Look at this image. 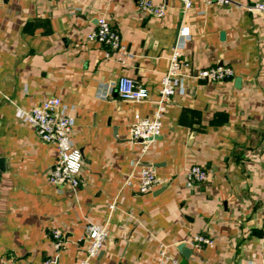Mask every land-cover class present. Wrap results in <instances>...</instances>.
<instances>
[{
    "label": "crops",
    "instance_id": "1",
    "mask_svg": "<svg viewBox=\"0 0 264 264\" xmlns=\"http://www.w3.org/2000/svg\"><path fill=\"white\" fill-rule=\"evenodd\" d=\"M153 1L165 3L162 18L138 0H0V264H80L89 221L108 230L89 264H158L163 247L187 264H264V16ZM100 15L126 46L121 59L86 38ZM181 26L188 38L178 35ZM176 44L187 60L185 92L166 104L160 134L142 156L159 183L140 192V146L129 127L135 113L151 114ZM215 63L230 66L233 78L195 77ZM123 75L148 97L121 99ZM50 97L75 111L72 143L83 158L75 189L48 181L56 146L16 116ZM192 164L208 180L188 187ZM54 228L63 233L60 249ZM195 235L213 244L198 246Z\"/></svg>",
    "mask_w": 264,
    "mask_h": 264
},
{
    "label": "built area",
    "instance_id": "2",
    "mask_svg": "<svg viewBox=\"0 0 264 264\" xmlns=\"http://www.w3.org/2000/svg\"><path fill=\"white\" fill-rule=\"evenodd\" d=\"M184 9H190L195 2L205 6L210 5H232L242 8L254 15L264 16V0L254 2H241L239 0H180ZM138 7L145 13L162 18L166 14V5L163 2L155 3L153 0H138ZM203 13V11H200ZM178 35L188 38L190 30L188 26H181ZM88 40H97L105 47L106 56L117 54L121 59L126 53V46L121 42L119 33L109 23L105 15L97 17L96 28L86 35ZM187 65L183 56L181 46H173L169 56L168 67L160 79L158 96L153 101L154 107L149 116L134 114L133 121L129 127V135L133 142L140 146V158L135 162L140 165L138 176V190L140 192L150 191L159 183L156 169L152 162L142 159L156 137L160 134L162 117L165 106L170 102L175 93L185 92L181 69ZM234 72L228 65L215 63L196 71L195 77L210 82H224L232 79ZM116 91L118 96L127 101L139 102L148 97V91L137 86L134 79L123 75L117 79ZM75 111L72 107L65 106L59 97H50L43 100L39 105L29 109L17 108L16 116L24 123L32 126L39 137L54 143L56 146V160L48 173V181L56 186L75 189L80 183V174L83 165V158L80 150L72 143V128L75 119ZM208 180L206 168L200 164H192L186 169L185 182L188 187L197 183H205ZM130 183V179L126 181ZM108 230L105 224L89 221L84 228L82 240L85 242L86 256L80 264H89L90 259L96 257L106 240ZM55 249L64 246L63 233L60 228L52 230ZM193 241L196 245H212L211 239L195 235ZM158 264H187L182 263L170 255L166 248L160 249ZM46 264L51 260H46Z\"/></svg>",
    "mask_w": 264,
    "mask_h": 264
}]
</instances>
